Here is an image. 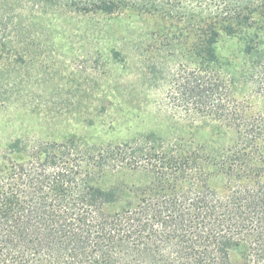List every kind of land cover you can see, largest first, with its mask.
<instances>
[{"label": "trees", "instance_id": "trees-1", "mask_svg": "<svg viewBox=\"0 0 264 264\" xmlns=\"http://www.w3.org/2000/svg\"><path fill=\"white\" fill-rule=\"evenodd\" d=\"M11 1L0 0V110L45 107L47 90L26 92L42 62ZM44 1L83 19L158 20L143 50L176 61L162 71L173 131L92 146L69 133L17 136L0 146V264H264V0ZM222 35L241 37L238 53H218ZM61 93L44 108L53 125ZM95 100L89 125L113 102ZM124 169L152 178L104 185Z\"/></svg>", "mask_w": 264, "mask_h": 264}, {"label": "rangeland", "instance_id": "rangeland-1", "mask_svg": "<svg viewBox=\"0 0 264 264\" xmlns=\"http://www.w3.org/2000/svg\"><path fill=\"white\" fill-rule=\"evenodd\" d=\"M11 5L13 10L8 13L19 15L21 24L31 35L33 55L42 62V66L32 65L26 92L35 96L47 90L44 92L47 104L31 106L44 111L38 114L28 112L31 107L21 105L1 109L0 146L17 136L59 138L69 133L92 146L117 144L155 129L173 131L166 98L167 74L162 71L176 61L166 55L150 59L143 50L151 43L150 33L155 31L157 19L135 13L107 20L83 19L44 0H12ZM241 46L239 35H222L217 51L221 56H228L238 53ZM112 49L115 53L109 54ZM125 54L129 57L125 58ZM153 67L161 72L155 75ZM41 74L47 80L42 85L36 78ZM51 81L58 82L59 86H53ZM56 89L62 92L59 96L62 116L53 125L45 120L44 108H54L52 93ZM97 94L112 97L113 102L95 118V124L89 125L84 119L96 116ZM151 178L148 171L135 173L124 169L110 170L103 180L110 187L122 180L150 181ZM119 207L114 205L113 209ZM234 257L239 255L234 253Z\"/></svg>", "mask_w": 264, "mask_h": 264}]
</instances>
